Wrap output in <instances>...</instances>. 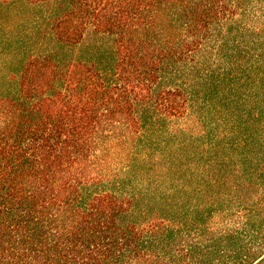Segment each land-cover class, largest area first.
<instances>
[{
  "label": "trees",
  "instance_id": "obj_1",
  "mask_svg": "<svg viewBox=\"0 0 264 264\" xmlns=\"http://www.w3.org/2000/svg\"><path fill=\"white\" fill-rule=\"evenodd\" d=\"M20 2L0 264H264V0Z\"/></svg>",
  "mask_w": 264,
  "mask_h": 264
},
{
  "label": "rangeland",
  "instance_id": "obj_2",
  "mask_svg": "<svg viewBox=\"0 0 264 264\" xmlns=\"http://www.w3.org/2000/svg\"><path fill=\"white\" fill-rule=\"evenodd\" d=\"M42 10H37L34 6L20 2L17 5H10L2 12L0 11V69L4 71L6 76L10 77V74L30 52V45L26 40L32 34L30 29L33 26L31 27L30 24L37 22L35 19L44 14ZM28 26L30 28L26 32L25 29ZM0 83L3 84L4 81ZM171 127L173 134H167V132L160 135L153 132L141 145L148 147V150L153 151L155 154L165 153L169 155L166 153L169 151L170 155L176 157L178 164L181 161V130H179L181 125ZM175 149L179 150L176 154L174 153ZM175 176L176 180L181 182V173L172 175L170 179L173 180Z\"/></svg>",
  "mask_w": 264,
  "mask_h": 264
}]
</instances>
